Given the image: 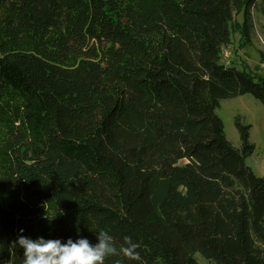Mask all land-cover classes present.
<instances>
[{
  "label": "trees",
  "instance_id": "obj_1",
  "mask_svg": "<svg viewBox=\"0 0 264 264\" xmlns=\"http://www.w3.org/2000/svg\"><path fill=\"white\" fill-rule=\"evenodd\" d=\"M259 1L0 0V264L21 229L140 245L105 264H264L252 127L235 148L216 112L264 106V76L222 62Z\"/></svg>",
  "mask_w": 264,
  "mask_h": 264
},
{
  "label": "rangeland",
  "instance_id": "obj_2",
  "mask_svg": "<svg viewBox=\"0 0 264 264\" xmlns=\"http://www.w3.org/2000/svg\"><path fill=\"white\" fill-rule=\"evenodd\" d=\"M261 1L257 7L253 8V21L255 31L250 43L243 40L242 34L236 32L232 34L231 44L223 50L222 62L227 66H236L249 72L258 73L264 76V18L260 10ZM236 21L241 24L243 15L236 17ZM218 116L225 126L227 140L235 147H241L239 133L235 126V120L240 117L245 125H250L251 143L255 145L253 156L249 157L246 164L259 177L264 178V106L254 97L249 95L238 96L236 99H227L221 102L220 108L216 110ZM198 263L208 264L201 256H197Z\"/></svg>",
  "mask_w": 264,
  "mask_h": 264
},
{
  "label": "clouds",
  "instance_id": "obj_3",
  "mask_svg": "<svg viewBox=\"0 0 264 264\" xmlns=\"http://www.w3.org/2000/svg\"><path fill=\"white\" fill-rule=\"evenodd\" d=\"M23 232L21 229L17 241L13 242L24 249L23 264H105L107 258L121 253L129 259H139L140 245L130 237H125L126 246L117 248L112 236L104 231L98 232L99 242L95 245L86 238L62 243L59 239L28 238Z\"/></svg>",
  "mask_w": 264,
  "mask_h": 264
}]
</instances>
